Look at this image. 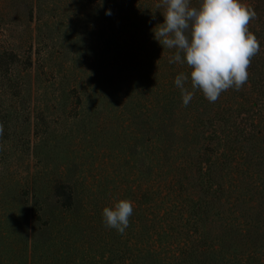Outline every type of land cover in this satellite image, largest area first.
I'll return each mask as SVG.
<instances>
[{
	"label": "rangeland",
	"instance_id": "obj_1",
	"mask_svg": "<svg viewBox=\"0 0 264 264\" xmlns=\"http://www.w3.org/2000/svg\"><path fill=\"white\" fill-rule=\"evenodd\" d=\"M242 2L260 42L247 84L215 103L196 92L184 107L174 78L189 69L153 37L159 0H0V264H128L157 239L177 258L161 199L179 187L189 132L210 118L205 128L226 140L233 129L217 113L239 121L264 104V0ZM248 117L264 129V111ZM120 199L134 206L123 235L102 222ZM247 264H264V248Z\"/></svg>",
	"mask_w": 264,
	"mask_h": 264
},
{
	"label": "trees",
	"instance_id": "obj_2",
	"mask_svg": "<svg viewBox=\"0 0 264 264\" xmlns=\"http://www.w3.org/2000/svg\"><path fill=\"white\" fill-rule=\"evenodd\" d=\"M257 104L253 102V109L239 121L231 113H217L233 129L226 140L205 128L211 125L210 118L189 132L192 138L181 147L186 160L179 162V187L161 193L168 217H161L160 223L168 222L183 249L170 261L156 248L157 239L155 245L132 254L128 264H247L253 253L264 248V129L259 119L250 123L246 118L264 111V104ZM173 134L170 131L165 140L166 151L173 150ZM63 196L72 202L73 190L67 187ZM227 206L233 216H226ZM60 208L67 210V203ZM115 260L114 256L111 264Z\"/></svg>",
	"mask_w": 264,
	"mask_h": 264
},
{
	"label": "clouds",
	"instance_id": "obj_3",
	"mask_svg": "<svg viewBox=\"0 0 264 264\" xmlns=\"http://www.w3.org/2000/svg\"><path fill=\"white\" fill-rule=\"evenodd\" d=\"M156 7L163 9V22L154 28L155 41L162 50L173 51L170 64L189 69L174 78L182 106L187 107L196 92L215 103L223 92L239 91L247 84L251 60L260 52V42L248 27L256 18L252 7L242 0H199L198 6L191 0H159ZM3 134L0 122V137ZM133 209L131 200H117L103 208L102 222L123 235Z\"/></svg>",
	"mask_w": 264,
	"mask_h": 264
}]
</instances>
